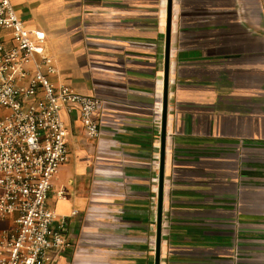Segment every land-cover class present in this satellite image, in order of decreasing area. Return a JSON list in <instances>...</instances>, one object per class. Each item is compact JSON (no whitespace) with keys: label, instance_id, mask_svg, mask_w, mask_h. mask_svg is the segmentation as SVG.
I'll list each match as a JSON object with an SVG mask.
<instances>
[{"label":"crops","instance_id":"0c3cea01","mask_svg":"<svg viewBox=\"0 0 264 264\" xmlns=\"http://www.w3.org/2000/svg\"><path fill=\"white\" fill-rule=\"evenodd\" d=\"M11 1L45 32L52 80L106 102L96 140L63 114L54 264H155L168 0ZM160 250L264 264V0H172Z\"/></svg>","mask_w":264,"mask_h":264},{"label":"built area","instance_id":"2783aa9c","mask_svg":"<svg viewBox=\"0 0 264 264\" xmlns=\"http://www.w3.org/2000/svg\"><path fill=\"white\" fill-rule=\"evenodd\" d=\"M46 43L11 0H0V264H54L66 244V219L48 206L69 160L63 114L77 110L88 139L103 135L97 114L106 102L56 84Z\"/></svg>","mask_w":264,"mask_h":264},{"label":"water","instance_id":"95a60500","mask_svg":"<svg viewBox=\"0 0 264 264\" xmlns=\"http://www.w3.org/2000/svg\"><path fill=\"white\" fill-rule=\"evenodd\" d=\"M167 30H166V47H165V70L163 85V105L161 119V147H160V167L158 182V199H157V232L155 247V264H160V245H161V228H162V211H163V194H164V163L166 148V123L168 111V86H169V55L171 41V18H172V0L167 3Z\"/></svg>","mask_w":264,"mask_h":264}]
</instances>
